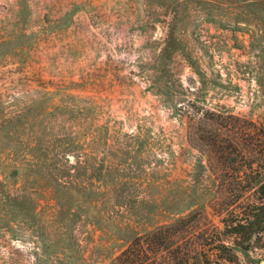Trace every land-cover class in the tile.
Wrapping results in <instances>:
<instances>
[{
  "label": "rangeland",
  "instance_id": "obj_1",
  "mask_svg": "<svg viewBox=\"0 0 264 264\" xmlns=\"http://www.w3.org/2000/svg\"><path fill=\"white\" fill-rule=\"evenodd\" d=\"M262 182L264 0H0V264H264Z\"/></svg>",
  "mask_w": 264,
  "mask_h": 264
},
{
  "label": "trees",
  "instance_id": "obj_2",
  "mask_svg": "<svg viewBox=\"0 0 264 264\" xmlns=\"http://www.w3.org/2000/svg\"><path fill=\"white\" fill-rule=\"evenodd\" d=\"M260 196L264 198V182L260 183L257 190ZM224 234L233 238L236 247L248 249L254 236L264 232V203H251L242 212H231L223 218ZM160 239H163L161 237ZM166 240L158 241L162 245ZM142 239L138 238L133 245L126 248L115 260L113 264H144L148 258V251L144 246ZM153 251L157 256L153 259L152 264H171V261L162 259V246ZM205 249V259L207 264H219V250L221 258L227 261H234L237 257L234 252V247L222 242L221 247L217 246ZM190 250H187L185 255L188 256Z\"/></svg>",
  "mask_w": 264,
  "mask_h": 264
}]
</instances>
